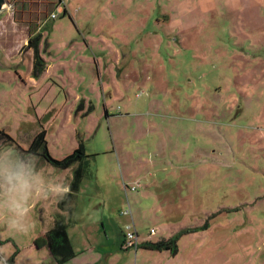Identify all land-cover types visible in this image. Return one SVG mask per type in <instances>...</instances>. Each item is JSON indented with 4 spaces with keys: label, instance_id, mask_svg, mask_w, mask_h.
<instances>
[{
    "label": "rangeland",
    "instance_id": "374dc122",
    "mask_svg": "<svg viewBox=\"0 0 264 264\" xmlns=\"http://www.w3.org/2000/svg\"><path fill=\"white\" fill-rule=\"evenodd\" d=\"M43 129L57 159L83 140L89 167L72 214L36 205L19 243L0 219L16 264L43 263L34 241L60 213L102 264H264V0H6L0 143ZM130 224L140 241L196 231L172 254L122 248Z\"/></svg>",
    "mask_w": 264,
    "mask_h": 264
},
{
    "label": "clouds",
    "instance_id": "9594fccd",
    "mask_svg": "<svg viewBox=\"0 0 264 264\" xmlns=\"http://www.w3.org/2000/svg\"><path fill=\"white\" fill-rule=\"evenodd\" d=\"M70 192L65 175L43 162L38 153L0 143V219L10 238L18 243L29 238L36 227L34 207L65 201ZM11 257L0 247V264H9Z\"/></svg>",
    "mask_w": 264,
    "mask_h": 264
},
{
    "label": "trees",
    "instance_id": "16d2710c",
    "mask_svg": "<svg viewBox=\"0 0 264 264\" xmlns=\"http://www.w3.org/2000/svg\"><path fill=\"white\" fill-rule=\"evenodd\" d=\"M41 35L30 37L29 47L34 48V69H39L43 65V59L38 50L39 39ZM44 66V65H43ZM42 66V67H43ZM43 69V68H42ZM5 135L4 131L0 130V137ZM25 151L38 153L41 159L50 163L58 169H67L74 167L73 177L70 181L71 192L65 201L59 203L62 211H69L72 214V201L75 199L77 191L80 189L81 183L87 169L89 167V154L86 152L83 140H80L79 146L69 155L62 159L53 157L48 148L47 131L45 129L38 132L33 138L29 148ZM72 223L71 219L67 221L63 214H58L55 218L52 227L43 235L38 236L34 243L38 249L47 247L51 255L58 263H65L76 256V251L69 237L68 229ZM209 221H206L201 228H208ZM196 231L194 228L181 230L174 236L163 238L158 241L143 240L139 243L138 248L163 251L169 250L172 254L179 251L178 239L183 233ZM16 253H14L15 255ZM15 256L10 258L9 264L14 263Z\"/></svg>",
    "mask_w": 264,
    "mask_h": 264
},
{
    "label": "crops",
    "instance_id": "0c3cea01",
    "mask_svg": "<svg viewBox=\"0 0 264 264\" xmlns=\"http://www.w3.org/2000/svg\"><path fill=\"white\" fill-rule=\"evenodd\" d=\"M48 230H46V232ZM46 232H42L41 235L45 234ZM41 235H39V236H41ZM69 237H70V234H69ZM70 239H71V237H70ZM71 241H72V239H71ZM123 241H125L124 236H123ZM72 244L74 246L73 241H72ZM121 247L122 248L123 247L124 248H129V247L125 246V242L123 244H121ZM36 249L42 251L43 263L39 262V263H42V264H102L103 262H106V263L110 262V259H111V256H112V255L109 256L107 251L105 253H101L100 248H96V247H95V249L86 248V249H82L81 251H76L75 250L76 251V256L74 258H72L71 260H69V261H67L65 263H58L55 260V258L51 255V253H50V251H49V249L47 247H44V248H41V249L36 248ZM86 251H89V253H90L88 256L85 254ZM92 251H94V252L92 253ZM79 255H81V256L79 257ZM16 262H17V259H16V261L14 259V263H12V264H16Z\"/></svg>",
    "mask_w": 264,
    "mask_h": 264
},
{
    "label": "built area",
    "instance_id": "2783aa9c",
    "mask_svg": "<svg viewBox=\"0 0 264 264\" xmlns=\"http://www.w3.org/2000/svg\"><path fill=\"white\" fill-rule=\"evenodd\" d=\"M126 213L127 214H132L131 210L128 209L126 210ZM128 231L126 233V235H124L125 237V246L126 247H134V248H138V245L139 243L141 242L140 241V235L138 233V230H136L135 228V225L134 224H130L128 227H127ZM152 233H156V229H152L151 230Z\"/></svg>",
    "mask_w": 264,
    "mask_h": 264
},
{
    "label": "water",
    "instance_id": "95a60500",
    "mask_svg": "<svg viewBox=\"0 0 264 264\" xmlns=\"http://www.w3.org/2000/svg\"><path fill=\"white\" fill-rule=\"evenodd\" d=\"M5 3H6V0H0V11L3 9Z\"/></svg>",
    "mask_w": 264,
    "mask_h": 264
}]
</instances>
